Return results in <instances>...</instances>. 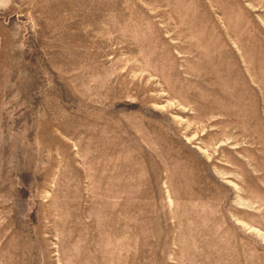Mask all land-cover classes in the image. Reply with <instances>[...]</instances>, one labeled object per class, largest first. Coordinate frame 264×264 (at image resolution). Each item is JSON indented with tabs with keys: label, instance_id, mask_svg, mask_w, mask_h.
<instances>
[{
	"label": "rangeland",
	"instance_id": "obj_1",
	"mask_svg": "<svg viewBox=\"0 0 264 264\" xmlns=\"http://www.w3.org/2000/svg\"><path fill=\"white\" fill-rule=\"evenodd\" d=\"M0 264H264V0H0Z\"/></svg>",
	"mask_w": 264,
	"mask_h": 264
}]
</instances>
